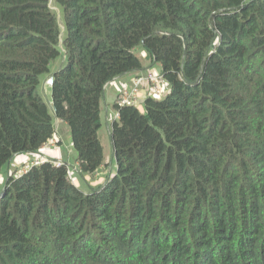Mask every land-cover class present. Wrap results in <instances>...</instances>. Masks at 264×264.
Returning a JSON list of instances; mask_svg holds the SVG:
<instances>
[{
  "label": "trees",
  "instance_id": "1",
  "mask_svg": "<svg viewBox=\"0 0 264 264\" xmlns=\"http://www.w3.org/2000/svg\"><path fill=\"white\" fill-rule=\"evenodd\" d=\"M52 2L0 0V173L62 120L86 187L51 158L8 172L0 264H264V0ZM151 66L168 91L115 104L92 186L106 87Z\"/></svg>",
  "mask_w": 264,
  "mask_h": 264
},
{
  "label": "rangeland",
  "instance_id": "2",
  "mask_svg": "<svg viewBox=\"0 0 264 264\" xmlns=\"http://www.w3.org/2000/svg\"><path fill=\"white\" fill-rule=\"evenodd\" d=\"M51 6H52V8L53 9H55L56 10V12L57 13H59V9H58V7L56 6V4H55V2H54V0H53V2L51 3ZM138 55L142 58V59H144V60H146V55H147V53L143 50V49H138ZM58 61H60V59H58L57 60V62ZM148 61H150V60H147V61H145L144 63H146L147 65L149 64V62ZM57 62H56V64H54V65H52V67L53 68H56L57 67ZM151 62V61H150ZM146 65V66H147ZM146 71H148L149 73H150V71L151 72H158V67L157 66H151V68H150V70H146ZM146 71H143L142 73L143 74H141V75H144L145 74V72ZM131 75V74H130ZM137 77L138 76H135V77H133V79H132V84H128V83H125V84H122V85H119L118 87H116V92H119L121 89L123 90V89H126V87L128 88V89H130V88H132V87H134V85H135V82H136V79H137ZM138 87H141L140 88V91L143 89V87H145L144 85H143V83H142V85H140V86H138ZM115 90V85L114 84H111V86L108 88V90H107V92H106V90H105V92H106V97L104 98V100H103V114H104V119H105V126L103 127V129L101 130V137H102V143H103V145H104V152H105V161H106V164H105V166H102L101 168H100V170H99V172H100V175H98V176H96V178H92V179H90V183H91V185L92 186H98V185H100V182L103 180V178H104V176L107 174V172L112 168L113 170L115 169V167H116V160H115V158H114V156H113V149H112V143H111V140H110V135H109V130H110V128H111V124H112V121L115 119V118H117L118 117V115L116 114H114V115H112V117H110V115H108L109 114V111L107 110V102H108V104H110L111 105V101H110V94L113 92ZM50 92H51V88H48V87H45L44 88V90L42 91V95L44 96V98L47 100L48 98H49V95H50ZM150 92V89H148V88H146V90L144 91V90H142L140 93H139V97H138V99H137V102H136V104L138 105V107L140 108V109H143V100L150 94L149 93ZM118 94V93H117ZM111 107H112V105H111ZM110 109V108H109ZM112 109V108H111ZM58 123V124H57ZM56 126H57V135H58V138H62V140H63V142H64V144H69L70 142H71V140H72V138H71V134H70V128H69V126H68V124L66 125V126H64V124L62 123L61 124V122H59V120H56ZM63 142H56V141H54L52 144H49V145H47L46 147H51V148H56L57 146H60V145H62L63 144ZM60 144V145H59ZM52 145V146H51ZM75 152V151H74ZM28 161H31V159L30 160H27L26 162H28ZM26 162H24V163H26ZM24 165V164H23ZM12 167V166H11ZM17 168H18V166H16ZM23 166L21 165V167L19 168V169H16V168H11V170H12V172H13V170H22L23 168H22ZM5 169V168H4ZM4 169L2 170V172L0 173V176H3V172H4ZM75 169V168H74ZM75 171H77L76 169H75ZM15 172V171H14ZM18 172H16V174H17ZM71 177H72V179H73V181L77 184V185H79L80 187H83V188H85L86 186H85V183H84V181L82 180V177L81 176H77V173L75 174V173H73V174H71ZM86 177H90V176H86ZM4 178H6V176L4 175ZM5 183V180H4V182H2V184H0V187H2V185Z\"/></svg>",
  "mask_w": 264,
  "mask_h": 264
},
{
  "label": "crops",
  "instance_id": "3",
  "mask_svg": "<svg viewBox=\"0 0 264 264\" xmlns=\"http://www.w3.org/2000/svg\"><path fill=\"white\" fill-rule=\"evenodd\" d=\"M137 76V73H131L128 74V75H125V76H122L118 79H115L114 81H112L107 87H106V92L108 90V88L111 86V84H114L115 85V90L110 94V101H111V105L108 104L107 102V110L109 111V114L110 117H112V115H116L118 114V112L116 111V108H115V104H116V98H117V93L119 92H116V87H118L119 85H122V84H125V83H128V84H132V79L133 77ZM145 87H143L142 90H146V88H148L147 84L144 83L143 84ZM49 86V85H48ZM141 90V91H142ZM106 92H105V97H106ZM49 97L51 98V93L49 95ZM104 97V98H105ZM110 108V109H109ZM112 108V109H111ZM59 122H61V124L63 123L64 126L67 125L66 122L62 121V120H59ZM58 124V123H57ZM54 141H56L57 143L59 142H63L62 138H58V135L56 133V136L54 137V139H52L51 143L52 144ZM60 145V144H59ZM52 146V145H51ZM37 157H47V158H51V159H55V160H62V161H65L67 162L69 165H71V167L74 168V165H76V160H75V152H74V149H73V146H72V140L69 144H63L60 145V146H57L56 148H51V147H44L40 153L38 154H20V155H17L13 160L12 162L10 163L9 166L5 167L4 169V172L2 173L3 176H0V184H2V182H4V180H6L7 178V173L8 172H11V168H16V169H19L21 167V165L23 166V164H25L24 162H26L27 160H35ZM12 166V167H11ZM18 166V168L16 167ZM13 170V171H18V170ZM20 171V170H19ZM76 174V173H75ZM4 175L6 176V178H4ZM78 176V175H77ZM86 182H89L90 183V179L91 177H86ZM5 184V183H4ZM4 184L2 185V187H0V191L2 190ZM86 184V183H85Z\"/></svg>",
  "mask_w": 264,
  "mask_h": 264
},
{
  "label": "built area",
  "instance_id": "4",
  "mask_svg": "<svg viewBox=\"0 0 264 264\" xmlns=\"http://www.w3.org/2000/svg\"><path fill=\"white\" fill-rule=\"evenodd\" d=\"M148 78L151 79V88H150L151 93L155 94L156 96H162L167 93L168 89H167L166 81L162 76H158L157 73L151 72ZM144 82L145 81L142 77H137L134 87L130 89H128L127 87L126 89L123 90L121 89L117 95L116 103L119 105L136 103L139 97V93L141 92L140 91L141 87L138 86L142 85V83ZM48 84L49 85L53 84L52 77L49 78ZM49 159L50 158L47 157H37L35 160L26 162L22 167L23 169L21 171H18V173L15 174V176H20L22 173L27 172L32 165L45 162ZM62 163H63L62 160H57V165H61ZM75 172H76L75 169L70 166V175Z\"/></svg>",
  "mask_w": 264,
  "mask_h": 264
}]
</instances>
